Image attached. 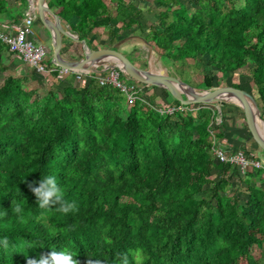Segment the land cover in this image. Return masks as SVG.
<instances>
[{"label": "trees", "instance_id": "trees-1", "mask_svg": "<svg viewBox=\"0 0 264 264\" xmlns=\"http://www.w3.org/2000/svg\"><path fill=\"white\" fill-rule=\"evenodd\" d=\"M184 1L48 5H57L65 21L76 17L69 27L87 45L100 27L114 39L110 20L118 14V27L136 26L161 61L207 57L206 65L239 77L248 68L249 92L264 120V0H192L190 10ZM153 3L157 15L149 9ZM8 8L0 0V15ZM5 49L0 41V212L6 213L0 236L9 241L7 248L0 243V264H27L28 257L51 251H70L79 264H122L125 257L129 264H264V165L241 173L213 158V140L224 137L214 126L215 108L194 103L195 115L160 113L155 102L128 101L118 88L100 85L98 71L81 84L51 72L55 81L40 95L27 83L29 77L38 81L37 72L9 73ZM210 76H202L206 87ZM138 84L143 92L158 87ZM161 89L165 102L182 104ZM42 174L57 177L75 211L60 213L53 205L41 215L30 184ZM234 177L246 184L243 199ZM20 199L23 220L13 211ZM20 241L44 246L16 250L27 256L13 253L11 245Z\"/></svg>", "mask_w": 264, "mask_h": 264}, {"label": "rangeland", "instance_id": "rangeland-1", "mask_svg": "<svg viewBox=\"0 0 264 264\" xmlns=\"http://www.w3.org/2000/svg\"><path fill=\"white\" fill-rule=\"evenodd\" d=\"M192 0H185L184 3L190 10L192 5ZM150 11H152L155 15L158 14V7L156 5H151L149 7ZM37 22H39V19H37ZM33 28L37 30V26L34 25ZM137 31V30H136ZM140 35L141 33L138 32ZM137 36V35H136ZM141 36V35H140ZM138 37V36H137ZM124 49L121 50V52L128 57L129 59H133L137 66L147 69L150 68L154 72H165L167 75L170 76H176L183 81L187 82L194 88L198 90H212L217 89L220 87H227L231 86V82L237 83L241 85V88L247 91L249 94V74H248V68H242L240 70L241 76L238 75L232 76L230 73L227 72H218L215 68L210 67L206 65L207 57H204L203 59L199 60H193V59H186L181 60L178 63H172L161 61L159 50L156 47H153L151 43H147L144 40L141 39V37L134 38V37H128L127 41L123 44ZM118 48L117 45H114L112 49ZM118 50V49H116ZM128 52V53H127ZM152 53V54H151ZM131 55V56H130ZM153 56V57H152ZM47 58V55H46ZM153 58V59H152ZM152 60V63H151ZM101 67V66H100ZM209 73L211 76V86L206 87L203 83V75ZM17 76V75H16ZM35 74L33 75V77ZM238 76V77H237ZM38 80V83L31 81L28 83V86H35L38 88V94H45L48 86L41 87V82L43 79L41 77ZM0 81H1V74H0ZM139 82V81H138ZM26 84V83H25ZM39 84V85H37ZM237 84H235L233 87H235ZM157 92L153 90H148L146 93V96L150 101H156L163 102V91L161 87H156ZM237 88V87H236ZM145 95V93H144ZM255 92L251 94L253 99L255 98ZM172 95L170 94L169 97ZM255 100V99H254ZM255 103L257 104V101L255 100ZM203 105H207L210 107H213L216 109L219 108L220 113H216L214 116L215 125H217L216 130H219L224 133L223 136L227 137V140L232 143V146L235 147V149H241L242 151H245L249 157H252L255 159H260L262 162H264V152L261 151L260 147L256 144L254 139L251 136V133L247 127L246 120H245V114L243 109L236 104L234 101H225L220 103H205ZM196 105H192V107H195ZM258 107V105H257ZM259 110V108H258ZM192 114L195 115L196 108L193 109ZM260 112V110H259ZM217 123V124H216ZM218 145L223 146L219 139L217 140ZM213 179L216 180L218 178V171H213ZM234 186L239 185V181L234 177L232 180ZM230 187V186H229ZM228 187L229 192H233V189H230ZM246 187V184L240 183L239 190L237 191L240 194V198L243 199L244 197V189ZM205 194H208V190ZM255 255L258 254V249L254 248Z\"/></svg>", "mask_w": 264, "mask_h": 264}, {"label": "water", "instance_id": "water-1", "mask_svg": "<svg viewBox=\"0 0 264 264\" xmlns=\"http://www.w3.org/2000/svg\"><path fill=\"white\" fill-rule=\"evenodd\" d=\"M35 4L36 14L39 21L44 25L49 32L51 38V61L57 66L65 67L73 71H90L94 72L98 66L105 65L108 61H117V63L108 65H120L129 76L136 81L142 82L146 85H155L165 88L170 91L182 104L194 103H222L225 101L238 100L245 114L247 127L251 133L252 138L260 149L264 150V120L260 116L255 100L247 91L242 88L233 86L220 87L212 90H198L176 76L160 75L152 69H143L133 63L122 52L112 48H102L92 50L86 44L85 39H79L78 36L72 32L67 31L61 22L60 16L49 7L47 0H32ZM64 35L68 38L80 42L82 46V57L77 60H68L63 58L60 53V36ZM112 59V60H111ZM185 98H184V97ZM231 96L230 98H227ZM247 97L251 99L255 109L257 119L261 122L263 134L261 135L257 126L255 115L251 111ZM235 102V101H234ZM217 112L220 113L219 108Z\"/></svg>", "mask_w": 264, "mask_h": 264}, {"label": "built area", "instance_id": "built-area-1", "mask_svg": "<svg viewBox=\"0 0 264 264\" xmlns=\"http://www.w3.org/2000/svg\"><path fill=\"white\" fill-rule=\"evenodd\" d=\"M36 18L34 2L26 0L21 18L14 23H7L0 27V41L6 45L8 52L19 57L30 68L40 74H49L56 71L57 77H61L66 73L75 72L74 78L77 81H82L84 76L90 75V71H72L68 68L57 66L53 61H51L52 64L50 65L46 64V46L33 39V23ZM96 71H98L96 79L100 85L111 84L118 88L128 101L138 100L140 103L152 104L146 96L147 92H143L144 85H139L120 65H101V67L98 66ZM195 108L197 107H192V104L173 106L165 101L156 107L160 113H173L175 111L186 113ZM211 152L216 161L235 165L241 173H244L249 168H258L264 165V162L260 159L254 160L245 151L241 149H230L229 151V148L219 146L215 140H213Z\"/></svg>", "mask_w": 264, "mask_h": 264}, {"label": "crops", "instance_id": "crops-1", "mask_svg": "<svg viewBox=\"0 0 264 264\" xmlns=\"http://www.w3.org/2000/svg\"><path fill=\"white\" fill-rule=\"evenodd\" d=\"M6 1H7V4L9 5V8L4 14L0 15V27H3V25L7 24V23H14L18 19H20L22 16V13H23V9H24L23 8L24 7L23 2L21 4H17V2L19 0H6ZM135 1L139 5L142 4L143 7L145 6V0H135ZM48 2H49V0H47V3ZM153 5H154V3H153ZM50 8H52L55 13H57V11L59 10V7L57 5H54ZM60 18H61V22H62L63 27L67 31L74 33L70 29L69 26H70V23H72V24L76 23V17L72 16L69 21H65L61 16H60ZM119 18H120V15L115 14V17L110 20V29H111L112 33L113 32L115 33L114 34L115 38L111 40V37L108 34V28L100 27L95 34H92L89 37L88 46L90 49L97 50V49H102V48H113L114 45H117L118 48H116V49H118L121 52V50H125L123 44L127 41L128 37H134V38L141 37L138 34L139 30L135 28L136 26L131 27V29L119 28L118 27ZM37 19H38V17L36 18L35 22L33 23V26L34 25L37 26V30H35L33 28V32H34L33 39H34V41L41 42L46 46L47 59L50 58V60H51L52 49H51V38H50L49 32L46 30V28L44 27V25L40 21L37 22ZM140 22L141 23L144 22L143 16H141ZM133 28H135L134 32L131 31ZM141 39L143 40L142 37H141ZM4 52L8 56L7 64L9 67V69H8L9 73H11L15 76L16 75L17 76L29 75L30 67L25 62H23L16 55L9 53L7 49H5ZM59 53L63 58L68 59V60H77L83 56L82 55L83 50H82V46H81L80 42L74 41V40H72V39H70L67 36H64L62 34L60 36ZM8 54H10V55H8ZM132 62H134V60ZM50 74L51 73H49V74L36 73V78L41 77L43 79V81L41 82V84H42L41 87H46L45 85L50 87L52 82L55 81V80L51 79L52 75H50ZM74 75H75V72H72V74L66 73V74L62 75L61 78L64 77V78H69V79L72 78L73 79L72 76H74ZM56 77H57V75H56ZM27 80H28V83H30L31 81L38 83L37 79L32 80L31 77H29ZM38 80H40V78H38ZM74 80H75V78H74ZM75 81L77 83L79 82L80 84L82 82V81H77V80H75ZM37 85H39V84H37ZM153 89L155 91L157 90V88H147L146 92L148 90H153ZM156 101H152V102L153 103L155 102L157 104L160 103V102H156ZM219 142L221 144L223 143L222 145L224 147L235 149V147L232 146V143L229 142L227 140V137H225V136L222 137L221 139H219Z\"/></svg>", "mask_w": 264, "mask_h": 264}, {"label": "clouds", "instance_id": "clouds-1", "mask_svg": "<svg viewBox=\"0 0 264 264\" xmlns=\"http://www.w3.org/2000/svg\"><path fill=\"white\" fill-rule=\"evenodd\" d=\"M26 179V178H25ZM32 192L36 197V204L43 210L41 215H44L52 211L53 205H58L55 211L60 213H68L69 211L76 210V204L74 201H68L65 199V193L62 186L58 183L57 177L53 174H42L37 184H30ZM14 213L21 220L25 218V201L20 199L15 202L13 209ZM6 215L5 212H0V216ZM54 231V229H53ZM0 243L7 248L9 241L7 236H0ZM35 246H44L41 242L37 244L35 241H20L11 245L14 252H24L27 256L28 252L16 251L17 249H30ZM70 251H51L48 254H39L37 257H28L27 264H79V260L75 258ZM138 259V257H137ZM88 264H92L91 261ZM122 264H129L128 259L125 257Z\"/></svg>", "mask_w": 264, "mask_h": 264}, {"label": "bare ground", "instance_id": "bare-ground-1", "mask_svg": "<svg viewBox=\"0 0 264 264\" xmlns=\"http://www.w3.org/2000/svg\"><path fill=\"white\" fill-rule=\"evenodd\" d=\"M151 54H152V53H151ZM152 57H153V56H152ZM152 59H153V58H152ZM111 60H112V59H111ZM113 63H117V61H116V62L113 61V60H112V61H108V62L105 63V65L113 64ZM151 63H152V60H151ZM159 74H160V75H163V76L166 75L165 72H159ZM230 97H231V96H228L227 98H230ZM247 100H248L249 106H250V108H251V111L253 112V114L255 115V118H256V120H257V126H258V129H259V132H260V134L262 135V134H263V128H262L261 122L257 119V116H256V109H255V107H254V105H253L251 99H249V98L247 97ZM233 101H235V103L238 104L239 106L241 105V103H240L238 100H233Z\"/></svg>", "mask_w": 264, "mask_h": 264}]
</instances>
